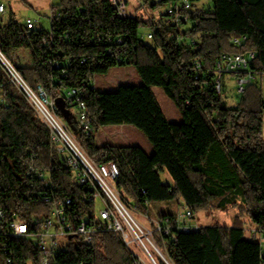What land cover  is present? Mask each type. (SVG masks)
Here are the masks:
<instances>
[{
  "label": "trees",
  "instance_id": "16d2710c",
  "mask_svg": "<svg viewBox=\"0 0 264 264\" xmlns=\"http://www.w3.org/2000/svg\"><path fill=\"white\" fill-rule=\"evenodd\" d=\"M170 1L159 0L153 7ZM189 1L194 5L201 0ZM212 2V10L191 12L192 25L187 29L156 21L146 13L120 17L109 0L53 3V50L66 67L64 77L49 64L51 52L41 44L49 30L43 27L26 30L12 19L4 24L0 21V49L13 63L18 50H30L32 64H14L32 87L41 85L54 99L62 98L67 117L59 109L60 117L95 163L118 164V187L125 201L138 211L146 213L147 201L176 198L194 215L211 208L237 210L230 224L176 230V240L165 250L171 264H264L262 245L245 225L247 217L264 232L262 86L260 82L249 84L239 102L228 106L211 77L205 74L196 79L193 69L196 59L212 62L224 53L253 51L252 67L264 74V0ZM143 26L155 29L150 42L141 38ZM194 37L199 39L197 49L184 42ZM109 38L123 42H108ZM235 38L242 40L236 43ZM109 48L113 50L110 55ZM83 52L87 53L85 62ZM119 64L134 66L142 84L121 85L117 91L93 86L97 74H107ZM155 86L162 87L175 102L183 123L168 120ZM70 87L78 88L87 102L94 131L106 125H133L145 135L154 153L149 155L139 145L98 144L94 132L79 130L60 91ZM0 96L4 99L0 101V210L6 219L17 215L37 231L52 205L41 200L37 184L25 176L30 162L51 168L58 192L74 197L77 204L84 190L72 183L71 172L54 150L48 126L27 98L8 83L1 68ZM164 173L169 174L170 182L163 180ZM81 207L89 209L84 204ZM4 240L0 235V264H40V249L26 238H11L8 254ZM89 256L96 264H133L116 231L99 235L93 248L83 243L71 245L60 260L72 262ZM157 260L167 264L159 256Z\"/></svg>",
  "mask_w": 264,
  "mask_h": 264
},
{
  "label": "built area",
  "instance_id": "2783aa9c",
  "mask_svg": "<svg viewBox=\"0 0 264 264\" xmlns=\"http://www.w3.org/2000/svg\"><path fill=\"white\" fill-rule=\"evenodd\" d=\"M120 17L129 15L125 0H109ZM6 10L0 2V13ZM194 5L189 0H173L168 3L165 23L183 26L191 22V12ZM53 14L49 18L52 22ZM26 30L41 29L38 20L27 18L23 26ZM155 29L152 28L146 35L147 39L154 38ZM242 39L235 38L236 43ZM199 39L194 37L184 41L193 48H199ZM108 42L120 44L121 38H109ZM41 44L51 52L49 64L58 69L60 77L67 73L66 67L55 57L53 50V34L51 29L46 32ZM113 50L108 49V54ZM255 52L224 53L212 62L201 59L193 61L195 78L209 75L213 87L218 94H223V76L235 75L238 93L242 94L246 87L256 80L263 72L252 67ZM87 60V53H82V62ZM120 60V57H117ZM0 68L6 74L8 83L23 94L51 132V140L56 154L64 160V166L71 172L72 183L84 190L80 203L72 196L61 195L58 185L54 181L53 170L41 167L30 162L25 170V176L35 182L39 188L40 198L43 202L52 205L50 214L44 218L41 228L37 231L34 226L15 215L11 220L5 218L0 210V235L4 237L3 249L9 253L11 238H26L33 246L40 249V264H96L92 256L64 262L60 260L69 252L71 245L83 243L95 247L96 238L105 232L116 231L130 251L133 264H159L157 256L167 264H171L165 250L170 242L176 240V230L190 232L200 229L194 218L193 212L185 208L183 212L174 216L165 214L155 220L152 226H147L139 221L133 214L137 210L135 205L127 203L118 187L120 168L114 161L95 163L81 147L74 137L70 126L60 117L55 99L49 95L43 86L32 87L23 77L17 66L0 49ZM61 95L71 106L76 127L87 134L94 132V126L89 118L87 102L83 99L78 88H61ZM0 96V101L3 102ZM84 204L89 209H83ZM150 202H146L149 206ZM156 233L159 235L157 238ZM251 237L260 241L264 257V232L253 228L249 231ZM11 254V251H10ZM9 257L8 261L11 262ZM31 264V263H28Z\"/></svg>",
  "mask_w": 264,
  "mask_h": 264
},
{
  "label": "rangeland",
  "instance_id": "374dc122",
  "mask_svg": "<svg viewBox=\"0 0 264 264\" xmlns=\"http://www.w3.org/2000/svg\"><path fill=\"white\" fill-rule=\"evenodd\" d=\"M59 0H0L6 6V10L0 13V21L2 24L9 22L11 19L19 22L20 24H25L27 18H32L38 20L40 25L47 29H51V7L52 4L57 3ZM130 5L134 0H129ZM142 5L139 8L137 15L151 14L154 16L156 21H165L166 10L168 8V3L164 2L159 4L156 8L153 7L155 2L159 0H137ZM212 10L213 2L212 0H201L194 3V10ZM129 11V8H128ZM130 12V11H129ZM191 22L185 24L183 29L190 28ZM152 28L149 26H143L140 29L141 38L144 41L150 42L146 38L147 33ZM16 65L28 66L32 64V55L30 50L20 49L16 52ZM252 83L260 81L261 76ZM225 89L223 93V99L228 106L235 105L239 102L241 95L238 93V86L236 84L235 77L225 76L224 77ZM93 86L97 87L102 91H117L121 85L129 84H142V79L137 73L136 69L132 65L119 64L110 69L107 74H97L92 81ZM258 84V83H256ZM262 86L264 93V83H259ZM155 94L166 114L167 118L171 122L183 123L184 119L180 110L176 106L175 102L166 94L164 89L159 86L154 87ZM76 118V116H75ZM75 120V119H74ZM125 126V127H124ZM95 140L98 144H112V145H139L147 149L145 142L150 144L145 135L135 128L133 125H106L99 127L94 131ZM151 146V144H150ZM170 176L168 173L163 174V180H169ZM182 201V200H181ZM185 210L184 204L179 202V199H173L168 201H151L146 209V213H141L138 210H133L135 217L147 226H152L155 220H159L162 214L169 213H179ZM237 210H231L229 212H222L217 209L203 210L194 215L195 221L201 225H213L215 223H231L232 218L236 215ZM245 225L247 226V231H251L253 228L252 223L249 219L245 218ZM250 235V234H249Z\"/></svg>",
  "mask_w": 264,
  "mask_h": 264
},
{
  "label": "crops",
  "instance_id": "0c3cea01",
  "mask_svg": "<svg viewBox=\"0 0 264 264\" xmlns=\"http://www.w3.org/2000/svg\"><path fill=\"white\" fill-rule=\"evenodd\" d=\"M125 2H126V4H127V7L129 8V14H131V15H136L137 13H138V11H139V8L141 7V5H142V3L140 2H138L137 0H134V4L132 3L131 5H130V1L129 0H125ZM258 82V81H257ZM261 84H263L264 83V78L262 77V78H260V81H259ZM95 87V86H94ZM97 88V87H96ZM154 88V87H153ZM98 89V88H97ZM237 104V103H236ZM125 127V126H124ZM146 143V145H147V149L146 148H144V147H142L149 155H152L153 153H154V148H153V146L151 145L150 146V144H148L147 142H145ZM171 180L169 179V180H166V182H170ZM179 202L181 203L182 201L181 200H179ZM183 203V202H182ZM185 206V205H184ZM176 214V213H175Z\"/></svg>",
  "mask_w": 264,
  "mask_h": 264
},
{
  "label": "water",
  "instance_id": "95a60500",
  "mask_svg": "<svg viewBox=\"0 0 264 264\" xmlns=\"http://www.w3.org/2000/svg\"><path fill=\"white\" fill-rule=\"evenodd\" d=\"M55 103H56L58 109H60L61 112L64 114V116L67 117V109L63 103L62 98L61 97L56 98Z\"/></svg>",
  "mask_w": 264,
  "mask_h": 264
}]
</instances>
